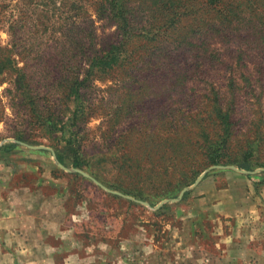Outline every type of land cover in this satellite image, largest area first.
I'll return each instance as SVG.
<instances>
[{
	"label": "rangeland",
	"instance_id": "obj_1",
	"mask_svg": "<svg viewBox=\"0 0 264 264\" xmlns=\"http://www.w3.org/2000/svg\"><path fill=\"white\" fill-rule=\"evenodd\" d=\"M78 1L0 0V46L25 67L42 114L61 109L60 80L79 75L92 52L116 39V27L84 6L90 0ZM177 1L186 30L167 32H183L184 47L163 41L165 21L143 18L150 34L134 55L142 72L130 79L117 70L87 90L94 115L82 171L147 205L23 146L54 151L61 135L35 122L12 75L0 77V206L38 212L30 224L38 218L56 234L46 240L52 249L64 242L69 264H264V0H220L215 8ZM154 32L157 42L149 40ZM216 105L231 126L218 165H210L205 146L222 133ZM244 153L250 174L233 165ZM202 174L184 199L163 197ZM22 237L5 242L16 248Z\"/></svg>",
	"mask_w": 264,
	"mask_h": 264
},
{
	"label": "trees",
	"instance_id": "obj_2",
	"mask_svg": "<svg viewBox=\"0 0 264 264\" xmlns=\"http://www.w3.org/2000/svg\"><path fill=\"white\" fill-rule=\"evenodd\" d=\"M219 1L206 0V4L209 3L212 5L211 7L215 8L219 5ZM78 2H81V0ZM86 2L88 3V0ZM83 4L95 9L96 18L108 20L116 27V39L105 49L101 48L97 52H92V56L85 59L87 67L79 75L73 76L70 80H60L59 87L63 89V94L61 96V109L58 113L49 112L42 114L39 111V104L28 90L29 82L24 71L25 67H18L12 51L0 46V77L5 73L12 75L13 84L18 92L21 93L20 96L25 101V105L29 107L31 117L35 119V122L48 135H61V137L54 138L56 141L54 147L55 160L65 168L70 167L79 170H84L87 164V154H85L83 148L84 136L86 125L94 115L88 104L89 94L87 90L93 85L95 80H103L106 76L111 77L117 70L123 72L130 79L136 78L137 74L142 72L134 55L137 56L136 50L143 47V44L140 45L142 38H146L150 34V31L146 30L143 18L149 19L148 22L151 19L153 22L154 18L156 22L159 19L162 22L165 21V25L169 29L163 31L167 35V38L163 39L164 42L169 40L177 43L179 48L184 47L183 44L187 43L188 38L183 35V32L180 35L174 32L173 34L167 32L177 31L181 28L183 31L186 30L183 27L185 25V22H183L184 18L187 17L184 10L185 6L177 0H171L170 2L166 0H90L89 4ZM75 5L72 9L79 11L80 9L76 8L77 4ZM153 7H157L158 11H161V17L158 14L153 17ZM189 7L192 6L190 5ZM168 8H170L169 11H167ZM190 9L188 8L186 12L188 13ZM153 29L152 25L151 30ZM156 33H152V37L149 40L159 41L160 36L156 35ZM188 43L193 45L190 42ZM179 53L181 56L182 53ZM81 76L83 78H80ZM3 82L2 78H0V84ZM215 111L222 125V133L217 140L208 142L205 146L206 159L210 165H218L219 157L222 153V147L220 146L228 140L227 137L231 126L230 117L222 111L220 106L216 105ZM61 143L63 146H60ZM250 163L247 160L246 153H244V158L241 161L234 162L233 165L240 170L249 171ZM178 187L164 192L163 197L176 198L180 192ZM186 195L187 192L183 194L182 199Z\"/></svg>",
	"mask_w": 264,
	"mask_h": 264
},
{
	"label": "crops",
	"instance_id": "obj_3",
	"mask_svg": "<svg viewBox=\"0 0 264 264\" xmlns=\"http://www.w3.org/2000/svg\"><path fill=\"white\" fill-rule=\"evenodd\" d=\"M8 202L1 203L0 212V264H69L70 257L64 242L62 248L52 249L46 243L48 237L56 236L55 233H47L45 228L39 224V219H28L29 216L37 215L38 212L16 210L9 207ZM13 204V203H11ZM23 209V208H22ZM43 227V228H42ZM18 233L22 234V245L9 248L5 241L12 237L18 239ZM28 236V237H27ZM63 237H61L62 239ZM21 239V238H19ZM61 241V240H60ZM15 242H18L16 240ZM3 243H5L3 245Z\"/></svg>",
	"mask_w": 264,
	"mask_h": 264
},
{
	"label": "water",
	"instance_id": "obj_4",
	"mask_svg": "<svg viewBox=\"0 0 264 264\" xmlns=\"http://www.w3.org/2000/svg\"><path fill=\"white\" fill-rule=\"evenodd\" d=\"M22 145L25 146L26 148L30 149V150H47V151H49V152L52 154V157L55 158V153H54V151H53L52 149L48 148V147H45V146H30V145H26V144H22ZM57 166H58V168H60V169H62V170H64V171H66V172H69V171H70V170L66 169L64 166H62L60 163H57ZM212 168H215V169H222V170H224V169H226L227 167H224V166H214V167H212ZM231 168H234V167H231ZM72 172H74V173H76V174H79V175L83 176L84 178H86V179L92 181L94 184H96L98 187H100L101 189L105 190V191H106L107 193H109V194L116 195V196H119V197H122V198H125V199H128V200H133V201H135V202H138V203H142V204H144V205H147L146 203L140 202V201L135 200V199H133V198H131V197L125 196V195H123V194H121V193H119V192L112 191V190L106 188L105 186H103L101 183H99L98 181H96L93 177H91L89 174H87L86 172H84V171H82V170H79V169H72ZM240 172L243 173V174H250V173H251V172H247V171H240ZM202 177H203V174L200 175V176L195 180V182H194L191 186L182 189L181 192L179 193L178 198L172 200V202H176V201H178V200H181L183 194H184L186 191H188V190L194 188V187H195V186L201 181ZM158 207H159V205L157 206V208H158Z\"/></svg>",
	"mask_w": 264,
	"mask_h": 264
}]
</instances>
